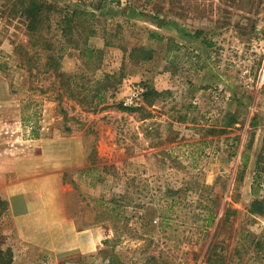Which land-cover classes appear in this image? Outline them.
<instances>
[{
    "label": "rangeland",
    "instance_id": "rangeland-1",
    "mask_svg": "<svg viewBox=\"0 0 264 264\" xmlns=\"http://www.w3.org/2000/svg\"><path fill=\"white\" fill-rule=\"evenodd\" d=\"M31 1L0 0V153L21 149L26 167L39 160L44 189L58 159L74 223L58 231L56 255H43L49 227L40 226L36 244L18 240L7 203L0 257L11 264H264V215L251 211L255 200L264 203V172L254 182L264 152V0H35L53 8L30 37L24 9ZM75 10L97 18L86 33L64 38L62 16ZM151 32L169 41L148 40ZM87 37L103 52L99 70L74 48ZM139 47L153 58L130 59ZM52 51L75 77L71 89L79 84L77 95L83 82L92 89L111 75L108 102L90 112L68 97L48 71ZM145 87L162 93L146 118L118 110L142 107ZM65 244L70 250L62 251Z\"/></svg>",
    "mask_w": 264,
    "mask_h": 264
},
{
    "label": "trees",
    "instance_id": "trees-1",
    "mask_svg": "<svg viewBox=\"0 0 264 264\" xmlns=\"http://www.w3.org/2000/svg\"><path fill=\"white\" fill-rule=\"evenodd\" d=\"M103 7H105L106 3L103 2ZM52 5H46L45 3H38L37 1H31V3L24 9V16L28 20L27 30L30 37L36 36L38 31H41L44 28L45 21L48 20V14L45 13L47 11L52 10ZM54 10V9H53ZM97 18L96 15L92 12H83L79 10H75L73 12L64 11L62 16V30L61 34L64 38H73L74 31L76 34L82 35L87 30V27L90 26L92 19ZM86 33V32H85ZM94 35L95 32H92ZM78 34V37H79ZM90 35L89 37H91ZM148 40H156L158 42L168 40L164 36L160 35L156 32L149 33ZM72 40H70L71 42ZM169 41V40H168ZM74 48L79 51L80 56L87 63H97L98 65L94 70L100 69L102 60H103V52L102 50L95 49L88 45V37L85 38L83 47H79V40H74ZM175 50L180 48V45L174 44ZM53 50V49H52ZM130 59L135 58L139 61H150L153 58V50L146 47L135 48L130 53ZM47 67L48 71H50L51 75L58 80L59 84H64L65 88L68 87V90L71 91L69 93L70 98L76 99L80 105L86 106V108L90 112H96L98 108L103 106L108 102L107 99V91L108 88L112 86L113 78L109 74H105L103 79L99 81H95V85L92 86V89L89 88L86 82L81 84V90L83 92L76 93V89H78L79 84L75 86L76 89H71V84H75V77L71 75H67L66 73L61 71L60 66V56L55 54L53 51L47 55ZM84 80V78H82ZM74 90V91H73ZM142 99L144 105L139 108H129L124 106L122 103L117 105V108L121 112L126 113H139L142 117L146 118L149 114L148 108L153 106L157 99H159L162 93L157 92L156 90L145 87L142 92ZM80 96V97H79ZM78 98V99H77ZM230 120L228 125L232 126L235 124L236 119L234 115H230ZM251 126L256 128L258 126L257 120H253ZM264 151V150H263ZM246 161L243 163V166L246 167ZM264 172V152L261 153L256 162V173L254 182L258 183L261 178V173ZM253 189L254 194L256 195V191ZM7 207V203L0 199V215L4 208ZM251 211L260 215H264V203L262 201L255 200L251 205ZM5 261L6 264H11L12 258L5 259L4 257H0V262ZM158 264V263H156Z\"/></svg>",
    "mask_w": 264,
    "mask_h": 264
},
{
    "label": "crops",
    "instance_id": "crops-1",
    "mask_svg": "<svg viewBox=\"0 0 264 264\" xmlns=\"http://www.w3.org/2000/svg\"><path fill=\"white\" fill-rule=\"evenodd\" d=\"M32 159L34 160V156ZM25 160L27 159L21 149L17 147L9 149L4 154L0 153V199L9 205L10 214L8 217L11 218L10 222L18 227V240L36 244L41 240L39 238L40 226L43 224V226L49 227L48 234L42 238L49 243L47 247L49 251L42 252L43 255L52 254L55 256L57 249L54 244L60 240L58 231L64 225H73L74 223L66 213L61 195L64 185L60 177L61 172L56 169L62 166L58 167V159L53 158L50 161L52 174L49 173V180L52 185L44 189L38 174L40 171L39 160L36 168L31 164L33 161H28L29 164L26 167ZM35 173H37V177H34ZM26 174L28 179H26ZM43 215L46 219L41 223L40 217ZM61 229L63 230V228ZM66 246L65 244L62 251L70 250ZM93 246L95 248V245L90 243L87 246L88 251Z\"/></svg>",
    "mask_w": 264,
    "mask_h": 264
},
{
    "label": "built area",
    "instance_id": "built-area-1",
    "mask_svg": "<svg viewBox=\"0 0 264 264\" xmlns=\"http://www.w3.org/2000/svg\"><path fill=\"white\" fill-rule=\"evenodd\" d=\"M131 106H135L136 105V103L135 102H132L131 101V103H129Z\"/></svg>",
    "mask_w": 264,
    "mask_h": 264
}]
</instances>
